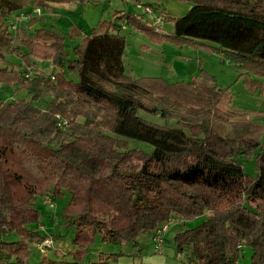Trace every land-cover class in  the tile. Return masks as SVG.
I'll list each match as a JSON object with an SVG mask.
<instances>
[{
	"label": "trees",
	"instance_id": "16d2710c",
	"mask_svg": "<svg viewBox=\"0 0 264 264\" xmlns=\"http://www.w3.org/2000/svg\"><path fill=\"white\" fill-rule=\"evenodd\" d=\"M91 1L0 0V50L23 64L0 65V82L31 95L0 97V264H33L32 241L50 237L32 228L41 218L35 199L48 194L56 200L64 191L70 200L62 215L76 226L73 248L35 264H116L124 254L101 252L98 260H86L98 237L138 246L140 233L177 216L203 215L202 223L175 236L183 264H243L245 247L252 249L250 264H264V123L250 119L264 118V110L237 111L231 86L204 68L190 80L134 78L126 72L123 34L128 25L154 42L222 52L238 78L264 98V0H176L192 7L164 19L173 23L169 31L160 19L117 10L90 34L72 27L69 36L81 38L72 55L66 35L55 28L29 33L34 18L17 29L14 41L8 22L15 12ZM154 2L145 4L153 12ZM37 59L51 61L53 70L43 71ZM45 93L52 99L43 108L38 102ZM129 139L154 151L129 148ZM253 157L256 176L242 163Z\"/></svg>",
	"mask_w": 264,
	"mask_h": 264
},
{
	"label": "rangeland",
	"instance_id": "374dc122",
	"mask_svg": "<svg viewBox=\"0 0 264 264\" xmlns=\"http://www.w3.org/2000/svg\"><path fill=\"white\" fill-rule=\"evenodd\" d=\"M155 1L156 9L153 14L146 11L145 4ZM192 3L180 2L176 0H92L87 3H53L50 10L46 8L29 7L23 11L15 12L9 19L8 25L14 41L18 39L17 29L27 27L28 22L34 18L37 23L28 27V31L34 34L35 29L45 26L55 28L66 35L68 52L72 55V48L79 44L81 38H71L68 33L72 27H79L87 35L96 27L101 20L115 19L113 14L117 10L125 12H135L142 14L146 19L162 20L164 30H172V21H165L166 17L183 16ZM165 21V22H164ZM158 22V21H157ZM123 34L127 39L126 54L124 57L126 72L134 78L142 76H158L170 81L190 80L193 75L199 73L204 68L217 77L220 85L231 86L234 95L233 105L235 109L242 113L252 115L264 110V98L259 92L250 91L243 79H239V71L226 54L222 52H209L202 48L190 46H180L176 43L163 41L161 43L152 41L148 35L125 25ZM0 65L9 67H20L21 58L16 54H11L9 49L0 50ZM39 67L45 72L53 70L52 62L49 60L37 59ZM23 65V64H22ZM69 77L77 79V73H69ZM0 97L6 101H17L20 99H31V95L26 89L19 85H7L0 82ZM52 99L50 93H45L38 104L45 108ZM140 115L152 122L164 124L165 121L159 116L151 115L145 111H140ZM257 123H264L263 116L251 118ZM254 119V120H253ZM251 121V120H250ZM173 126L175 121H170ZM231 128V126H230ZM129 148L142 150L146 153L154 151L150 143L129 139ZM245 170L253 175H257L256 159L245 158L242 160ZM47 195H38L35 203L40 213V222L32 224V228L39 229L42 233L50 235V240L54 241V248L44 254L40 249L42 243L33 240L31 243L30 261L35 264L44 256L48 259H61L73 248L72 240L75 235L76 226L67 225L62 210L68 205L70 194L64 191L57 199L47 200ZM210 213V212H208ZM206 215L193 218L191 220L181 219L179 216L172 218L169 222L161 225L154 232L140 233L137 237L138 246L134 243L123 241L119 243L103 242L98 237L90 247L87 261H96L99 254L120 253L124 254L116 264H128L132 262H146L150 264H183L186 255L177 252L175 236L178 232L192 229L206 219ZM53 235V236H52ZM159 247H158V246ZM138 252V253H137ZM138 255H135V254ZM252 249L245 247L241 262L250 264Z\"/></svg>",
	"mask_w": 264,
	"mask_h": 264
},
{
	"label": "built area",
	"instance_id": "2783aa9c",
	"mask_svg": "<svg viewBox=\"0 0 264 264\" xmlns=\"http://www.w3.org/2000/svg\"><path fill=\"white\" fill-rule=\"evenodd\" d=\"M146 11H147V13H149V14H153V10L151 9V8H146ZM158 22H159V19L157 20ZM47 197V200L49 201H51V196H46ZM50 238V237H49ZM49 238H47L43 243H42V245H41V247H40V249L42 250V252L44 253V254H46V253H48V251L49 250H51L53 247H54V241H53V239H49ZM158 246V245H157ZM159 247V246H158Z\"/></svg>",
	"mask_w": 264,
	"mask_h": 264
},
{
	"label": "crops",
	"instance_id": "0c3cea01",
	"mask_svg": "<svg viewBox=\"0 0 264 264\" xmlns=\"http://www.w3.org/2000/svg\"><path fill=\"white\" fill-rule=\"evenodd\" d=\"M53 4V3H52ZM178 81V80H177Z\"/></svg>",
	"mask_w": 264,
	"mask_h": 264
}]
</instances>
